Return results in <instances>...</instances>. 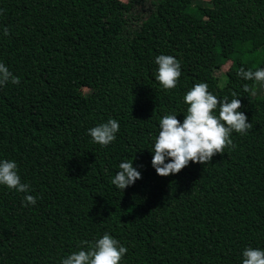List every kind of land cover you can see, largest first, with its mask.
Returning a JSON list of instances; mask_svg holds the SVG:
<instances>
[{
  "label": "trees",
  "instance_id": "trees-1",
  "mask_svg": "<svg viewBox=\"0 0 264 264\" xmlns=\"http://www.w3.org/2000/svg\"><path fill=\"white\" fill-rule=\"evenodd\" d=\"M3 27L0 62L19 83L0 87V158L36 203L0 186V264H59L105 232L128 248L120 264H241L244 247L264 249V82L237 75L264 67V0H0ZM159 54L180 62L173 89L154 78ZM200 82L239 96L252 126L207 163L157 175L158 122L182 120ZM108 118L116 139L93 143ZM124 160L141 176L120 191Z\"/></svg>",
  "mask_w": 264,
  "mask_h": 264
},
{
  "label": "clouds",
  "instance_id": "clouds-1",
  "mask_svg": "<svg viewBox=\"0 0 264 264\" xmlns=\"http://www.w3.org/2000/svg\"><path fill=\"white\" fill-rule=\"evenodd\" d=\"M0 33L8 35V28ZM156 70L154 78L165 89H173L181 75L180 62L171 55L159 54L154 58ZM237 75L244 80L264 82V67L255 70L239 68ZM18 84L8 66L0 62V87L6 83ZM246 92L248 88L244 89ZM239 96L217 97L208 91L204 82L194 83L183 95L187 106L183 119H177L176 112L163 115L158 122V131L152 141L151 166L160 176L175 174L189 162L205 164L213 155L232 145V132L243 134L251 128L244 112L240 111ZM119 122L114 118L89 128L88 134L93 143L106 146L116 139ZM141 176L133 166V160L119 163L118 170L111 176V184L122 191ZM0 186L14 189L23 194V206L34 205L36 197L30 194V185L21 182L18 166L14 160L0 158ZM128 248L105 232L92 241H82L77 250L59 259V264H120ZM241 264H264V249L244 247L241 251Z\"/></svg>",
  "mask_w": 264,
  "mask_h": 264
},
{
  "label": "rangeland",
  "instance_id": "rangeland-1",
  "mask_svg": "<svg viewBox=\"0 0 264 264\" xmlns=\"http://www.w3.org/2000/svg\"><path fill=\"white\" fill-rule=\"evenodd\" d=\"M228 65H229V64H225V65L223 66L222 69H226ZM215 74L220 78V80H224L225 76H224L223 71H221V70H217V71L215 72ZM84 91H85V90H83L82 93H83ZM260 93H261V94L264 93V87H263V86H260Z\"/></svg>",
  "mask_w": 264,
  "mask_h": 264
}]
</instances>
